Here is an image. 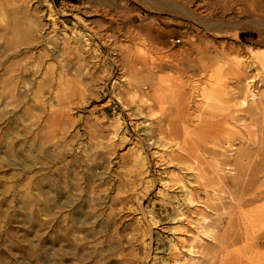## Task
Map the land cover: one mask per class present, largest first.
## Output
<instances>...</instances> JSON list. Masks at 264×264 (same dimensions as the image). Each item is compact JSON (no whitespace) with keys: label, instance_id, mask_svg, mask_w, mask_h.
I'll return each instance as SVG.
<instances>
[{"label":"rangeland","instance_id":"rangeland-1","mask_svg":"<svg viewBox=\"0 0 264 264\" xmlns=\"http://www.w3.org/2000/svg\"><path fill=\"white\" fill-rule=\"evenodd\" d=\"M27 1L19 17L32 32L6 61L27 71L15 99L0 92V264H264V11L239 13V0H191L188 17L169 0H120V14L96 0ZM86 40L94 79L69 78L89 92L35 101L37 56L49 49L44 62L66 64L61 48L84 51ZM218 66L221 97L204 96ZM160 79L180 85L165 108ZM72 181L73 196L59 185Z\"/></svg>","mask_w":264,"mask_h":264},{"label":"bare ground","instance_id":"bare-ground-1","mask_svg":"<svg viewBox=\"0 0 264 264\" xmlns=\"http://www.w3.org/2000/svg\"><path fill=\"white\" fill-rule=\"evenodd\" d=\"M98 1L101 10L102 12H105V13H112V12H117V14H120L119 12H125V9H127L124 5H122L124 2V0L121 2L122 4L119 5V1L120 0H96ZM127 1V0H126ZM144 1V4H146L147 6L149 7H153V5L155 6V4H157L159 7H163L162 4V1H152V0H143ZM156 1L158 3H156ZM164 3L163 4H167L165 1L166 0H163ZM169 1H172L171 3H168L170 4L169 6V10L171 12H176V13H179L180 15L181 14H185L187 16V6H189V2L191 0H169ZM209 1V0H207ZM225 3L223 5V8L225 9L226 6H227V3L228 1H225L223 0ZM240 1V5L238 7L237 10H239V13H242L244 11H247L248 8H258L259 7V10L261 11H264V6H262V3H264V0H239ZM128 2V1H127ZM126 2V3H127ZM28 3L27 0H0V34L2 33L3 35L0 37V41H2V45L0 47L4 48V50L2 51V49L0 50V58H4V59H0V66H1V69L3 70V72L0 74L2 77H4L3 81L1 82V86H0V92L2 95L4 94H8V96H10L11 98L15 99L16 96H17V92H16V86H18V82L17 80H19L18 78H20V74H26V71H27V68L23 65H18V64H15L13 62L11 63H6V61L9 59V55L10 54V51L13 52L14 50V45L15 43L17 42H26V39L30 36L32 30L31 28L28 26H24V24L27 25V23H23V21H21V17H19V14H23L25 19L29 17V8L30 5H26ZM235 3V2H234ZM130 4V3H129ZM204 4V2L202 3ZM201 4V5H202ZM187 5V6H186ZM200 5V6H201ZM215 5V4H214ZM87 6V5H86ZM166 6V5H165ZM199 6V7H200ZM210 6V5H209ZM99 7V6H97ZM135 7V6H134ZM221 7V6H220ZM233 7V6H232ZM235 7V6H234ZM31 8V7H30ZM164 8V7H163ZM195 8V7H194ZM197 8V7H196ZM195 8V9H196ZM222 8V7H221ZM236 8V7H235ZM234 8V9H235ZM130 9V8H129ZM198 9V8H197ZM211 9V7H210ZM223 9V10H224ZM232 9V8H231ZM95 10V9H94ZM100 10V11H101ZM202 10V9H200ZM205 10V9H204ZM202 10V12L204 11ZM207 10V9H206ZM205 10V11H206ZM221 10V9H220ZM233 10V9H232ZM95 11H98L100 12L98 9H96ZM208 11V10H207ZM32 12V11H31ZM30 12V13H31ZM34 12V11H33ZM51 12V10H50ZM49 12L48 14V18H52V14ZM97 12V13H98ZM127 12V11H126ZM189 12V11H188ZM197 12V10H196ZM202 12L200 13L201 16L204 14H202ZM227 12V11H226ZM157 13V12H156ZM191 13V11H190ZM209 13H212V12H209ZM68 14V13H67ZM66 14V15H67ZM100 14V13H99ZM114 14V13H113ZM158 14V13H157ZM55 15V14H54ZM111 15V14H110ZM128 15V14H127ZM207 15V14H206ZM22 16V15H21ZM28 16V17H27ZM31 16V15H30ZM116 16V15H115ZM182 16V15H181ZM186 16H183V17H186ZM193 16V15H192ZM212 16V15H211ZM114 17V16H113ZM188 17V16H187ZM197 17V16H196ZM204 17H207V16H204ZM209 17V16H208ZM207 17V18H208ZM50 18V19H51ZM54 18V17H53ZM194 18V17H193ZM202 18V17H200ZM199 18V19H200ZM213 18V16H212ZM186 19V18H185ZM203 19V18H202ZM205 19V18H204ZM210 19V18H208ZM215 19V18H214ZM53 20V19H52ZM192 20V19H191ZM206 20V19H205ZM204 22H207L205 21ZM20 21L22 23H20ZM25 21V20H24ZM189 21V20H188ZM195 21V20H193ZM35 22V21H34ZM86 22V21H85ZM89 22V20L87 21V23ZM197 22V20H196ZM216 22V21H215ZM214 21H212V25L215 23ZM191 23V22H190ZM195 23V22H194ZM199 23V22H198ZM210 23V22H209ZM217 23V22H216ZM219 23V22H218ZM222 24V23H221ZM55 25V24H54ZM90 25V24H89ZM108 25V24H107ZM194 25V24H193ZM201 26V25H200ZM93 27V25H92ZM204 27V26H203ZM217 27V26H216ZM209 28V27H207ZM207 28H204V29H207ZM41 29V28H40ZM52 29V28H51ZM91 29V28H90ZM104 29V28H103ZM36 30V29H35ZM193 30V29H192ZM208 30V29H207ZM206 30V31H207ZM209 30H211V27L209 28ZM101 31V30H99ZM103 31V30H102ZM106 31V29H105ZM203 31V30H202ZM205 31V30H204ZM101 33V32H100ZM199 33V32H198ZM205 33V32H204ZM207 33V32H206ZM7 35H12L11 37L7 36ZM46 35V34H45ZM44 35V36H45ZM48 35V34H47ZM46 35V36H47ZM105 34H101L99 35V38H101V36H103ZM43 36V35H42ZM106 36V35H105ZM150 36V35H149ZM198 36V35H197ZM47 37H50L49 35ZM52 37V36H51ZM200 37V36H199ZM37 38V37H36ZM46 38V37H45ZM103 38V37H102ZM114 38V37H113ZM193 38V37H192ZM197 38V37H195ZM43 39V38H42ZM47 39H45V42L47 43ZM104 39V38H103ZM50 40V39H49ZM107 40V39H106ZM109 40V39H108ZM116 40V39H115ZM52 41V40H51ZM112 41V40H111ZM114 41V39H113ZM73 42V41H72ZM107 43V41H105ZM192 42V41H191ZM49 43H52V42H49ZM54 43H52L51 45H53ZM198 44V43H197ZM50 45V44H49ZM55 45V44H54ZM53 45V46H54ZM89 42L86 40V44H84V47H86V49L84 51H82L80 48L74 46H64L62 47V51L61 53H64L63 55H61V57H63L64 55H74V58L76 59L78 65L75 67L74 70L70 71L67 67V65L69 63H74V61L72 62V58L70 59L69 56H67L65 58V61H67V65L64 64L63 62H59L58 66L57 64H53V65H50V64H47L46 62H44L43 60V57H48L49 54L51 52V50L49 49H46L45 50V53L43 54H39L37 56V58L33 61V67H36L38 65H43L42 66V70H41V75L43 76L42 80L40 82H38V85H36V89L34 91H32V96L34 97V100L36 101V99L38 98H42V93L41 91H44V90H47L48 94L50 95L49 97L52 98V99H55L57 103H60L61 102V98L64 97V96H67L66 98H71V97H75V96H84L85 93H87V91L89 92V90L87 88H84L82 86H77V84L75 82H73V80H71V78H69V75H72L74 76L75 78H78V82H82L86 79H89V80H93L94 79V73L91 72V63L92 60H96L95 58L97 56H94V52H89ZM50 48V47H49ZM55 48V46H54ZM53 48V49H54ZM57 48V47H56ZM200 49V48H199ZM58 50V49H56ZM130 51V50H129ZM88 53V56H85V53ZM116 52V51H115ZM54 53V52H53ZM57 53V52H56ZM14 54V53H13ZM59 55V56H60ZM58 56V57H59ZM88 58V59H87ZM125 57H123V59L121 58L120 60H117L118 62H120L121 64H119L120 66L122 65V68L123 66L125 65V60H124ZM133 58V57H132ZM116 59V58H115ZM119 59V58H118ZM174 59V58H173ZM177 59V58H176ZM132 60V59H131ZM188 60V58H187ZM9 61V60H8ZM61 61V60H59ZM64 61V60H62ZM95 62V61H94ZM117 62V63H118ZM173 62V61H172ZM179 63V61H176ZM139 63V62H138ZM175 62H173L174 64ZM180 64V63H179ZM162 63L160 65H154L153 68H160L159 70H161L162 68ZM69 66V65H68ZM141 66V65H140ZM70 67V66H69ZM170 67V66H169ZM201 67L203 69L206 68V65L205 64H201ZM221 67L218 66V68L216 67V69H211L213 74L212 75H209L208 78H207V83H205V85L203 86V95L204 96H217V97H221V94H222V85H223V82L220 78V75L217 73L219 70H220ZM174 69V71H178L179 69V65L178 64H174V65H171V70ZM125 70V69H124ZM158 70V69H157ZM32 71V70H31ZM134 72V71H133ZM32 73H34V71H32ZM96 73V72H95ZM153 73V72H152ZM138 75V74H137ZM136 75V76H137ZM27 80V79H26ZM25 79H22L23 82H21V84L23 83L22 87H26L28 86V83ZM138 82V81H137ZM20 84V85H21ZM136 84V83H135ZM132 85V84H130ZM136 86V85H135ZM27 88V87H26ZM130 88V87H129ZM29 89V88H27ZM26 89V90H27ZM131 89V88H130ZM257 88L256 87H251V86H248V93H249V98L250 100L254 101L256 96H257ZM180 90V85L179 84H176V85H169V84H166L165 83V80L164 79H160L159 82L157 83V87L155 88L154 92H153V96L156 98L158 104L161 106V108H165L164 107V104L166 103H169V101L172 103L173 100H174V96H173V93H177L176 91ZM132 91V90H131ZM135 92V91H134ZM129 93V91H128ZM127 93V94H128ZM136 93V92H135ZM134 94V93H133ZM131 95L130 94V100L134 99L135 95ZM137 94V93H136ZM122 95V94H121ZM183 95V94H181ZM185 95V94H184ZM173 96V97H171ZM186 96V95H185ZM48 97V96H47ZM139 97V95H138ZM22 98V97H21ZM137 98V97H136ZM73 99V98H72ZM121 99V98H120ZM183 100V98H182ZM185 100V99H184ZM68 101V100H67ZM143 101V104H144V100ZM69 102V101H68ZM72 102V101H71ZM176 102V103H175ZM66 103V102H65ZM141 103V102H140ZM139 103V104H140ZM148 103V102H147ZM150 103V102H149ZM174 103L178 106V104H181L182 101H178L175 100ZM247 103V100H243L242 104H246ZM49 104V103H48ZM59 105V104H58ZM175 105V107H176ZM43 107V106H42ZM65 107V106H64ZM183 108V107H182ZM50 109V108H49ZM30 111V110H29ZM44 111V110H43ZM181 111V110H180ZM32 114V113H31ZM64 119V118H63ZM63 119H62V122H63ZM169 119V118H168ZM46 120V119H45ZM170 120V119H169ZM168 121V120H167ZM172 121V120H170ZM56 123V121H54ZM174 122V120L172 121V123ZM61 124V123H60ZM63 124V123H62ZM168 126V125H166ZM23 128V127H22ZM49 128V127H48ZM61 129V128H60ZM58 129V130H60ZM63 129V128H62ZM169 129V127H168ZM175 129V128H173ZM178 129V128H176ZM43 130V129H42ZM170 131V130H169ZM172 131V130H171ZM37 132V131H35ZM60 132V131H59ZM62 134H63V131H61ZM60 132V133H61ZM164 132V131H163ZM168 132V131H167ZM179 133V132H178ZM172 134V133H171ZM174 134L176 135V132L174 131ZM48 135V134H47ZM62 136V135H61ZM173 137V136H172ZM176 137H178V135H176ZM178 139V138H177ZM183 139V138H181ZM49 140V139H48ZM27 142V141H26ZM182 142V141H181ZM29 143V142H28ZM186 143V142H185ZM186 146H188V144H186ZM177 147H179V150L180 151H184L185 149H183V146L181 147L179 144L177 145ZM12 148V147H11ZM186 148V147H185ZM10 149V147H9ZM191 151V149H190ZM33 153V152H32ZM173 153V152H172ZM60 154V153H59ZM187 154V153H186ZM172 155V154H171ZM174 159L182 162V163H185L186 164V167L187 169H193L195 167V165L191 162V163H186L188 161L186 160H182L183 157H182V154L181 155H174ZM185 156V155H184ZM20 157V156H19ZM172 157V156H171ZM29 158V156H28ZM47 158V157H46ZM45 158V159H46ZM186 158V157H185ZM31 159V158H30ZM41 159V158H40ZM35 160L34 161H31L27 166L28 167H31L33 166ZM36 163V162H35ZM36 166V165H35ZM65 166V165H64ZM67 166V165H66ZM53 167V166H52ZM259 167V166H258ZM264 167V166H262ZM33 168V167H32ZM64 168V167H63ZM260 168V167H259ZM60 169V168H59ZM58 169V170H59ZM66 170V168H64ZM195 169V168H194ZM69 170V169H67ZM261 170V169H260ZM66 171H63L62 173H64ZM59 176V175H58ZM62 176V174H61ZM30 177V176H29ZM63 177V176H62ZM28 178V177H27ZM40 179V178H38ZM43 179V178H42ZM29 180V184L31 183V178L28 179ZM44 180V179H43ZM64 180V179H63ZM41 181V180H39ZM34 182V181H33ZM67 182V181H66ZM64 183L63 187L61 185V183L59 184L61 189L64 190V191H67L68 195L70 193H72V196H73V191H78L79 188L78 186H76V182L73 183L70 182V183ZM36 183V182H35ZM44 183V182H43ZM179 184V183H178ZM39 185V184H38ZM56 187V186H55ZM59 189V188H58ZM181 189H182V192L186 195V196H191L189 190L186 188L185 185L181 184ZM57 193H58V190H57ZM64 193V192H63ZM59 195V194H58ZM29 197V196H28ZM71 198V196H70ZM72 199V198H71ZM74 199V198H73ZM255 200V199H254ZM33 201V200H32ZM65 201V200H64ZM72 201V200H71ZM251 201V200H250ZM63 202V201H62ZM30 202H28L29 204ZM61 203V202H60ZM63 204V203H62ZM62 204L60 207H62ZM73 204V203H72ZM75 220L78 222L79 220L76 219L75 217ZM83 222V221H82ZM75 223V222H74ZM81 223V222H80ZM66 225V224H65ZM84 225V224H83ZM70 226V225H69ZM61 227V226H60ZM72 227V226H71ZM75 227V226H74ZM74 229V228H72ZM75 231V230H74ZM63 232H61V234L59 235V237L61 236H64L62 235Z\"/></svg>","mask_w":264,"mask_h":264}]
</instances>
